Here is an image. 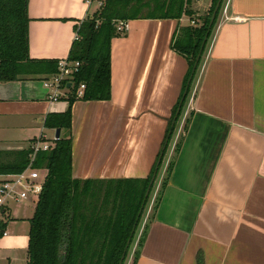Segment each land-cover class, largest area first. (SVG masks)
I'll return each mask as SVG.
<instances>
[{
	"label": "crops",
	"instance_id": "crops-1",
	"mask_svg": "<svg viewBox=\"0 0 264 264\" xmlns=\"http://www.w3.org/2000/svg\"><path fill=\"white\" fill-rule=\"evenodd\" d=\"M94 2L28 0L30 56L67 59L77 26L98 10ZM200 2L190 0L193 15L128 20L129 29L117 31L110 98H78L72 106L73 177L146 178L153 171L189 67L172 40L209 13L212 0ZM48 76L0 82V151L56 136L55 127L46 135L45 122L67 110L71 90L52 100ZM166 154L127 263L139 250L136 264H264V0L222 1ZM21 201L19 213L2 209L0 264L29 262L38 201ZM28 204L31 212H23Z\"/></svg>",
	"mask_w": 264,
	"mask_h": 264
},
{
	"label": "trees",
	"instance_id": "trees-1",
	"mask_svg": "<svg viewBox=\"0 0 264 264\" xmlns=\"http://www.w3.org/2000/svg\"><path fill=\"white\" fill-rule=\"evenodd\" d=\"M217 1L212 0L209 13L201 24L181 27L173 37L172 48L186 58L189 67L182 93L169 119L165 138L168 143L158 174L202 60L201 56L188 84L197 55L207 34L203 55L220 12L221 7L208 31ZM189 3L190 0H103L94 15L77 26L79 39L74 40L68 59L79 61L80 66L75 74L69 105L65 112L51 113L45 122L48 127L60 129V137L54 148L39 151L34 161V166L46 168L48 175L30 220L28 264H119L131 237L122 264L126 263L155 185L154 182L145 200L155 167L146 178L96 180L73 177L72 106L78 99L75 92L83 83L85 88L80 99L110 98L111 43L117 35L118 20L180 19L184 14L193 15ZM29 22L28 0H0V82L29 75H51L59 70L58 60L30 56ZM186 88L187 94L172 124ZM31 152L30 148L6 153L0 151V173L23 171L30 162ZM168 168L170 170L171 165ZM142 204L144 208L139 214ZM6 224L0 220V237ZM145 239L143 233L139 247ZM138 256L139 250L132 264H136Z\"/></svg>",
	"mask_w": 264,
	"mask_h": 264
},
{
	"label": "built area",
	"instance_id": "built-area-1",
	"mask_svg": "<svg viewBox=\"0 0 264 264\" xmlns=\"http://www.w3.org/2000/svg\"><path fill=\"white\" fill-rule=\"evenodd\" d=\"M98 6L103 4V0H96ZM91 3V1H90ZM117 31H127L129 29L128 20H118L116 22ZM76 39H79L77 33ZM80 66L79 61H70L68 58L59 61V70L57 73L51 74L44 78L43 84L52 91V100H58L65 95L64 90L74 88V78ZM85 84H80L75 94L79 98L84 93ZM56 136L49 141L40 136L34 141L30 149V162L28 166L21 172L17 173H0V210L8 204L9 201H21L32 199L38 201L43 191L44 184L48 175V170L44 167H35L34 161L39 151L50 150L55 147ZM3 235L6 229L3 230Z\"/></svg>",
	"mask_w": 264,
	"mask_h": 264
},
{
	"label": "water",
	"instance_id": "water-1",
	"mask_svg": "<svg viewBox=\"0 0 264 264\" xmlns=\"http://www.w3.org/2000/svg\"><path fill=\"white\" fill-rule=\"evenodd\" d=\"M222 1H223V0H218L217 3H216V5H215V8H214V10H213L212 17H211V20H210V23H209V29H208V31L210 30V28L212 27V25H213V23H214V21H215L216 15H217V13H218V11H219L221 5H222ZM207 38H208V35L206 34V35H205V38H204L203 45H202V47H201V49H200V51H199V53H198V55H197L196 62H195V67H194V69H193V71H192V74H191V76H190V78H189L188 84L190 83V81H191V79H192V77H193L194 70L196 69V66H197V64H198V62H199V60H200V58H201V56H202V52H203V49H204V43H205V41L207 40ZM186 94H187V88H186L185 91H184V94H183V96H182V99H181L180 105H179V107H178V109H177V112H176L174 118H173L172 124L175 123V121H176V119H177V117H178V114H179L180 109H181L182 102H183V100H184ZM169 135H170V133L168 134V137H169ZM59 137H60V129H57V131H56V138H59ZM167 143H168V139L166 140L165 145H164V147H163V150H162V152H161V154H160V156H159V158H158V160H157V163H156V165H155V169H154V172H153L152 178H151V180H150V182H149V185H148L147 190H146V193H145V200L148 198V196H149V194H150V191H151V188H152V185L154 184V182H155V180H156V177H157V174H158V170H159V166H160V163H161V161H162V157H163L164 150H165V148H166ZM143 208H144V204H142L139 214H141ZM134 230H135V227H134V229L132 230V234L134 233ZM130 242H131V237H130L129 240L127 241V246H126L125 251H124V253H123L122 257H121V260H120L119 264H122V262H123V260H124V258H125L126 250H127L128 246L130 245Z\"/></svg>",
	"mask_w": 264,
	"mask_h": 264
},
{
	"label": "rangeland",
	"instance_id": "rangeland-1",
	"mask_svg": "<svg viewBox=\"0 0 264 264\" xmlns=\"http://www.w3.org/2000/svg\"><path fill=\"white\" fill-rule=\"evenodd\" d=\"M205 0H201V2L199 3V4H197V5H202L201 3H203ZM97 6V3L96 2H94V4H93V7L92 8H94V7H96ZM192 7H194V8H200V6L199 7H195V6H193V4H192ZM98 9H99V6H98ZM205 17V15H202V16H199L198 18H200V20L199 21H197V24H201L202 22V20H203V18ZM197 24H195V22L194 21H192V25H197ZM48 129H46L45 130V133H46V135L47 136H51L52 137V135L54 134V132H53V130H50L49 129V127H47ZM51 137H49V138H51ZM166 156H167V154H166ZM165 156V157H166ZM164 162H165V159H164ZM162 168H163V164H162V167H161V170H162ZM161 170H160V172L159 173H161ZM159 176H160V174H159ZM159 176L157 177L158 179H159ZM158 179H156V181L158 180ZM27 203L26 201H20V202H16V201H14V200H12V201H10L9 203H8V206H9V208H11L12 209V212L13 213H19L20 212V210L22 209V205L23 204H21V203ZM31 203V202H30ZM33 203V202H32ZM26 205V204H25ZM32 208H33V205H27L22 211L23 212H31V210H32ZM145 212V211H144ZM8 213H3L1 210H0V218H3L4 220H5V217H6V215H7ZM28 214V213H27ZM5 216V217H4ZM137 240V239H136ZM136 242L137 241H135V243H134V245H136L137 246V244H136ZM136 246H134V247H136ZM129 253H132L133 254V252H132V248H131V250H130V252ZM130 255V254H129ZM125 264H129V263H127V261H126V263Z\"/></svg>",
	"mask_w": 264,
	"mask_h": 264
}]
</instances>
